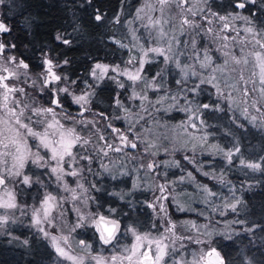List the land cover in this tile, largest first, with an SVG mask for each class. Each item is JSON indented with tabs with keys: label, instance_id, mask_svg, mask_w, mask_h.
<instances>
[{
	"label": "snow or ice",
	"instance_id": "1",
	"mask_svg": "<svg viewBox=\"0 0 264 264\" xmlns=\"http://www.w3.org/2000/svg\"><path fill=\"white\" fill-rule=\"evenodd\" d=\"M84 2L92 5V0ZM106 16L93 5L94 21L103 23ZM134 19L139 22L130 37L135 44L130 47L110 38L127 50L123 67L96 61L87 78L80 79L68 75L69 59L52 48L41 46L30 54L21 51L27 45L8 16L0 15V229L25 217L27 227L50 243L57 258L54 264H236L221 246V241H233L235 229L218 231L215 225L221 221L211 213L235 214L242 201L232 191V198L217 206L218 193L198 182L193 172L229 183L223 172L217 176L211 167L202 171L203 162L196 158L199 149V154L209 157L219 154L229 170L239 165L264 174V154L246 160L235 140L227 147L209 143L214 133L208 123L216 113L226 116L240 109L246 121L264 131V0L223 4L144 0ZM108 22L120 24L119 11ZM139 28L143 29L140 38ZM55 39L71 44L60 34ZM105 80L122 90L110 98L109 108L116 111H94L96 89ZM201 95L216 99L203 102ZM249 107L256 115L249 113ZM170 111L185 114L176 126L183 137L166 134L170 126L162 120ZM114 121H126V127L122 130ZM175 153L181 154L180 159H157ZM113 155L120 160L118 165ZM126 160L133 163L131 169ZM181 160L193 170L186 171ZM172 167L183 174L173 172L176 179H172L168 171ZM89 176L117 181V186L132 182L127 193L113 192L98 187L99 180ZM145 177H152L155 184V189L147 188L152 200L141 202L151 209L145 220L118 212L108 201L100 202L104 196L124 200L132 192L142 193ZM184 184H195L204 211L185 207L173 195ZM93 193L102 195L98 199ZM180 193L186 189L181 187ZM69 202L74 212L71 224L64 208ZM173 204L180 212H195L204 222L173 220L169 213ZM244 223L242 219L224 222L226 228ZM88 230L97 237L95 250L86 239L74 238Z\"/></svg>",
	"mask_w": 264,
	"mask_h": 264
},
{
	"label": "trees",
	"instance_id": "2",
	"mask_svg": "<svg viewBox=\"0 0 264 264\" xmlns=\"http://www.w3.org/2000/svg\"><path fill=\"white\" fill-rule=\"evenodd\" d=\"M142 1L92 0V5H89L84 0H5V4L0 5V15L8 16V22L14 26L15 33L20 36L21 42L27 45V49L22 48L21 51L30 54L41 46L52 48L59 57L69 59L70 77L84 79L87 78L88 70L96 61L111 65L121 64L122 60H127V50L114 45L110 38L121 40V36H128V27H125L124 22L134 17ZM226 2L227 0H217L219 4ZM93 5L107 13L105 22L98 23L92 19ZM118 11L121 23H109V18ZM58 34L69 39L71 44L64 45L57 41L55 37ZM146 72H148L147 67ZM91 82L89 79L88 83ZM208 90L211 93L210 86ZM96 93L93 101L94 111L106 109L116 111L114 108H109L110 98L115 93H122V90L105 80L96 89ZM123 98L122 94L121 99ZM200 100L212 103L214 98L212 95H201ZM75 108L76 106L73 105L72 109ZM173 117L177 122L178 115L174 114ZM231 122L227 115L222 113H216V118L208 121L212 125L209 131L214 133L211 137L212 142L222 147L229 146L233 140L239 142L244 154L243 158L246 160H255L264 154L263 131L252 126L245 118L239 121V124H244V128H240L235 121ZM113 123L122 130L125 128L119 121ZM219 163L221 162H216ZM244 172L242 175L232 176L229 180L236 183L234 191L237 198L242 201L236 219H242L245 223L238 224L241 225L238 227H242L241 231L252 227L254 231H242L233 241H221V246L225 252L230 253L236 264L248 262L264 264V230H262L264 229V174L248 169ZM206 182L214 190L219 187L216 182L208 180ZM246 183L251 186L243 190L242 185L244 187ZM117 184L118 182H114L108 185H111L110 189L113 192H121ZM100 195L102 193L98 194V199ZM104 201L119 207L118 212L123 211L117 199L104 196L100 202L104 203ZM29 239L28 244L23 245L10 243L7 238L0 239V264H54V253L51 248L36 236ZM91 239L97 240L96 235L93 234Z\"/></svg>",
	"mask_w": 264,
	"mask_h": 264
},
{
	"label": "rangeland",
	"instance_id": "3",
	"mask_svg": "<svg viewBox=\"0 0 264 264\" xmlns=\"http://www.w3.org/2000/svg\"><path fill=\"white\" fill-rule=\"evenodd\" d=\"M143 2H144V0L142 1V4H143ZM142 4H141V6H142ZM134 18H135V15L131 20H129V21H133L132 24H130V25L125 24V27L126 26L128 27V32H129L127 34L128 36H121L122 38H120L125 43L129 44L130 47L136 43V41H133L130 37L132 35L133 29H136L137 25L139 23L138 21H135ZM142 32H143L142 28H139L136 31V35L138 38L141 37ZM145 71H146V69H145ZM109 74H111V73H109ZM168 82H169V84H171V77H169ZM172 89H173V91L175 90L174 85L172 86ZM149 96L151 97L152 93H149ZM213 98H214V100L216 99L215 96H213ZM133 103H137V102H133ZM181 104H183V101H181ZM223 105H224V102L221 101V106H223ZM248 111L251 115H256V112L251 107L248 108ZM174 114L178 115V121L177 122H175L176 118L169 119V116L173 117ZM222 114H224V113H222ZM233 116L236 117L235 122L237 124H239V121L244 118V115L241 113L240 109H235L234 111L228 112L227 117L230 119V122L233 121V119H232ZM185 118H186V116L184 113H178L176 111H170L168 113V115L164 116L162 123H166L170 126L169 130L166 134L169 136H172L174 133H180V129L176 126L179 124L180 121L185 120ZM119 122L123 123L124 127H126V124H127L126 121H119ZM250 124L252 126L256 127L257 129H260L258 126H255L252 123H250ZM153 128H154V130L159 131L158 129H156V126L154 124H153ZM180 135H181V137H183V133H180ZM209 143H212L211 138H210ZM199 153H200V150L197 149V157L196 158L199 161L203 162L202 171H208L209 168L211 167L213 169V171L216 172L217 176H219L220 172H223V179L225 181L229 182L227 184H222L219 182V180H213V179H210L209 177H205L199 173L193 172V175L196 176V179L198 182L203 183V184H207V186L209 188H211L213 191L218 193V198L215 200V203L217 206H220L225 200L231 199L232 198V191L236 190V187H235L236 183L229 180V178H231L234 175H236V176L242 175L245 169L239 167V165H236V166H232L231 170H229V167L226 165V162L223 161V158L219 154H216L215 156L209 157L207 154H199ZM188 154L191 155V153H188ZM117 155H113V161L115 162L116 165H118L120 163V160L117 159ZM180 156H181L180 153H175L172 157H164L163 155H161V156L157 157V159H160V160L180 159ZM219 161L221 163L216 164V162H219ZM105 162L107 163V161H105ZM125 162L127 163L129 169H131L133 167L132 162H129L127 160ZM181 165L186 166V171H192L193 170V166L188 165L186 161L181 160ZM109 167L113 169V173H115L117 171V169L115 167H113V165L110 164ZM168 171H169V176L172 179H176V177L171 176V173H173V172H176L177 175L183 174V173H180L179 169H176L175 167L168 169ZM89 179L99 180V183L97 186L101 187L102 189H107L109 191H112L110 189L112 183L117 182V181H111V180L104 178V177L93 178V177L89 176ZM206 180L216 182V184L220 188L217 186L218 188H215L217 190H214V188L211 187L209 185V183L206 182ZM131 182L132 181L130 180L129 183H127V184H119L118 187L121 188L122 192L127 193L130 189ZM108 184H111V185H108ZM249 184H251V182H249ZM249 184L246 183V185H244V187L242 185V189L246 190L251 185H254V184H251V185H249ZM86 186H87V184H86ZM143 186H144L145 190L142 193L139 191L132 192L131 197L126 196L124 200H118L116 197H113V196H109V198L113 197L114 199H117V201L121 205V208L123 209V211L125 213H128L129 215L132 214L133 219H139L140 221H143V220H145L146 216L151 213V209H148L146 207V205H144L141 202H144V201L150 202L152 200V192L147 191V188L151 187L152 189H155V184L153 183V178L152 177H145ZM181 187L186 189V193H180ZM118 192H120V191H118ZM177 193H179V195H177ZM33 195H35V193H33ZM93 195L98 196V193H93ZM173 195H176V199L179 200L181 203H183L185 205V207L195 208L198 211H204L206 208L205 204L200 202L202 198H201V195L198 194V190L196 189L195 184H193V185H188V184L178 185L175 188ZM235 196L237 197L236 192H235ZM129 200L131 201L130 204H129ZM64 208L66 210L65 211L66 222L68 224H71L73 221V217H74V212L72 211L73 205L69 202V203H66L64 205ZM116 208H117V210H119V207H116ZM93 210H95L94 206H93ZM102 211H103V209H102ZM238 212L233 214L230 211H228L227 214L223 217L216 215V213H211V215L213 217H215L216 220L221 221L220 224L215 225L217 230L218 231H232V229L234 228L235 233H233V239L237 238V236L242 233V231H241L242 227L241 228L238 227L241 225L235 224V225H231L230 228H226L224 222H229V224H230L231 221L236 220V216H237ZM169 213L172 216L173 220H197L198 223L204 222L202 217L199 219L197 218V215L195 212H192V211L180 212L176 209L174 204L169 206ZM19 221H24V223L21 224ZM80 232H81V230H78V233H80ZM236 233H238V234H236ZM93 234H94V232L92 230H88L86 235L74 234V238L75 239H80V238L86 239V241L93 244V249L95 250L98 248V241L91 239ZM32 236H36V235L34 234V230L27 227V220L25 217H19V220L16 224H10V225L6 226L5 228L0 229V239L7 238L8 242L13 243V244L23 245L24 241L27 240L29 242L30 241L29 238ZM36 237L39 238L38 236H36ZM216 238H219V237L217 236ZM39 239H41V238H39ZM44 242L51 248L49 242H47V241H44ZM51 250L54 253V250L52 248H51ZM56 259L57 258H56L55 253H54V261Z\"/></svg>",
	"mask_w": 264,
	"mask_h": 264
}]
</instances>
